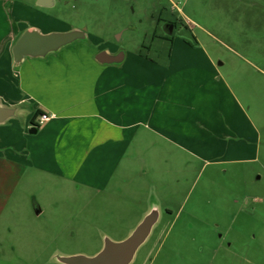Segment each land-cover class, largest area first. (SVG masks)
I'll return each instance as SVG.
<instances>
[{"label":"rangeland","instance_id":"obj_1","mask_svg":"<svg viewBox=\"0 0 264 264\" xmlns=\"http://www.w3.org/2000/svg\"><path fill=\"white\" fill-rule=\"evenodd\" d=\"M78 8L85 13L78 23L105 20L106 47L166 62L176 38L195 47L191 55L211 57L232 94L222 92L223 105H241L251 121L247 136H232L249 149L205 160L176 146L161 150V137L137 138L126 170L101 192L26 169L0 187V253L29 262L92 256L106 238L130 236L157 207L132 264H264V0H93Z\"/></svg>","mask_w":264,"mask_h":264},{"label":"crops","instance_id":"obj_2","mask_svg":"<svg viewBox=\"0 0 264 264\" xmlns=\"http://www.w3.org/2000/svg\"><path fill=\"white\" fill-rule=\"evenodd\" d=\"M75 1L52 0V5L41 6L38 0H0V105L14 109L0 123L1 188L9 189L32 168L105 191L120 169L126 170L137 138L143 142L161 137V150L176 146L182 155L205 160L249 149L232 136H247L251 121L241 105L233 106L229 99V107L223 105L222 92L229 98L231 91L218 78L211 57L191 55L193 45L173 38L166 62L142 51H125L121 63H100V50H120L105 46L102 18L92 24L77 22L84 13L78 7L93 0ZM58 4H65V10L54 11ZM90 13L106 15L101 10ZM82 28L87 31L84 39L45 56L14 61L13 46L26 29L48 33ZM39 111L50 116L40 126L41 114L35 118ZM34 118L38 131L32 133ZM0 264L64 263L57 253L45 262L0 253Z\"/></svg>","mask_w":264,"mask_h":264},{"label":"water","instance_id":"obj_3","mask_svg":"<svg viewBox=\"0 0 264 264\" xmlns=\"http://www.w3.org/2000/svg\"><path fill=\"white\" fill-rule=\"evenodd\" d=\"M41 6L52 5V0H38ZM173 32V29L169 32ZM87 36L86 28L69 31L41 32L38 29H26L13 46L14 61L19 63L27 56H45L52 51L78 39ZM126 52L120 50L111 53L106 49L96 54V59L103 64L121 63L124 61ZM14 114V109L0 105V123L5 122ZM38 131L37 125H32L30 132ZM160 212L154 207L148 212L133 233L123 240L106 238L103 248L92 256L82 254H57V259L64 264H132L139 248L149 238L154 225L157 223Z\"/></svg>","mask_w":264,"mask_h":264},{"label":"flooded vegetation","instance_id":"obj_4","mask_svg":"<svg viewBox=\"0 0 264 264\" xmlns=\"http://www.w3.org/2000/svg\"><path fill=\"white\" fill-rule=\"evenodd\" d=\"M175 28V24L173 22H168L165 24V32H166V37H170V34L169 32L171 31V29L174 30Z\"/></svg>","mask_w":264,"mask_h":264},{"label":"built area","instance_id":"obj_5","mask_svg":"<svg viewBox=\"0 0 264 264\" xmlns=\"http://www.w3.org/2000/svg\"><path fill=\"white\" fill-rule=\"evenodd\" d=\"M50 119V116L48 114L42 113L39 118V126L43 125Z\"/></svg>","mask_w":264,"mask_h":264},{"label":"trees","instance_id":"obj_6","mask_svg":"<svg viewBox=\"0 0 264 264\" xmlns=\"http://www.w3.org/2000/svg\"><path fill=\"white\" fill-rule=\"evenodd\" d=\"M40 114H41V111H39V112L36 114L35 118H37ZM35 118L33 119V123H34L35 125H37V124L35 123Z\"/></svg>","mask_w":264,"mask_h":264}]
</instances>
